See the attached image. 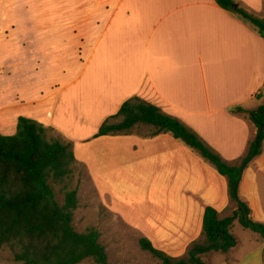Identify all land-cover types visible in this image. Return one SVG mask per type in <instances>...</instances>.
Here are the masks:
<instances>
[{
	"label": "crops",
	"instance_id": "crops-1",
	"mask_svg": "<svg viewBox=\"0 0 264 264\" xmlns=\"http://www.w3.org/2000/svg\"><path fill=\"white\" fill-rule=\"evenodd\" d=\"M234 1L264 16V0ZM263 87L264 39L215 0H0V133L14 135L25 117L71 141L103 206L162 251L179 225L195 228L185 250L202 240L206 207L233 213L228 180L170 134L95 138L100 126L139 97L236 163L257 128L230 109L257 110ZM146 179L149 214L134 224ZM240 195L264 223V150ZM238 226L237 246L207 264H264V240Z\"/></svg>",
	"mask_w": 264,
	"mask_h": 264
},
{
	"label": "trees",
	"instance_id": "trees-1",
	"mask_svg": "<svg viewBox=\"0 0 264 264\" xmlns=\"http://www.w3.org/2000/svg\"><path fill=\"white\" fill-rule=\"evenodd\" d=\"M215 1L264 39V16L243 8L235 10L234 0ZM263 97L264 87L256 99ZM230 112L246 115L257 128L246 155L236 163L224 160L180 119L139 97L125 101L95 135L155 138L170 134L227 178L233 213L221 218L215 208L206 207L203 239L193 242L185 256L173 257L155 248L149 239L140 238L141 249L162 264H207L204 257L209 253L228 254L238 243L232 233L237 223L264 240V223L254 219L250 206L240 195L245 170L263 154L264 104L252 112L242 106L232 107ZM54 132L53 128L21 117L14 135L0 133V251L9 250L13 260L20 264H80L85 260L113 264L96 228L79 233L73 226L80 207L82 181L76 175L81 165L74 144ZM59 196L63 202H59Z\"/></svg>",
	"mask_w": 264,
	"mask_h": 264
},
{
	"label": "rangeland",
	"instance_id": "rangeland-1",
	"mask_svg": "<svg viewBox=\"0 0 264 264\" xmlns=\"http://www.w3.org/2000/svg\"><path fill=\"white\" fill-rule=\"evenodd\" d=\"M54 134L57 135L58 133L55 131ZM76 178L80 179L82 182L79 190L80 207L75 213L73 222L75 230L79 233H84L90 228H96L101 234L100 242L106 248L109 261L113 264H162L150 253L141 249L139 233L133 230L134 227H138L137 225L132 227L125 219L121 220L103 206L97 195L92 192L91 182H87V173L82 166L78 169ZM148 180H144L143 189L140 190L143 194L138 195L139 197H143L142 199L144 201L138 202L136 207L133 208L132 214H130V216L136 220L133 222L134 224L145 223L146 217L149 214V212L146 211V205H143L146 193L151 187V185H149L151 181ZM162 187L163 185L158 181L155 182L153 189L159 191ZM157 197L159 199L161 198V195H158ZM58 200L59 202H63V197L59 196ZM238 228L242 232H248L247 234L259 237L256 234L243 230L240 226H238ZM172 229L175 230V233H177L178 236L159 245H162V247L165 248L163 251L173 257L184 256L189 250L188 248L187 250L183 248L185 245V239H187V233L195 228L189 223L186 226L179 225V227H174ZM186 245H188V243ZM0 264L20 263L15 262L9 250L6 249L0 251ZM80 264L95 263L92 260H85Z\"/></svg>",
	"mask_w": 264,
	"mask_h": 264
},
{
	"label": "water",
	"instance_id": "water-1",
	"mask_svg": "<svg viewBox=\"0 0 264 264\" xmlns=\"http://www.w3.org/2000/svg\"><path fill=\"white\" fill-rule=\"evenodd\" d=\"M239 6L237 4L234 5V9L237 10Z\"/></svg>",
	"mask_w": 264,
	"mask_h": 264
}]
</instances>
